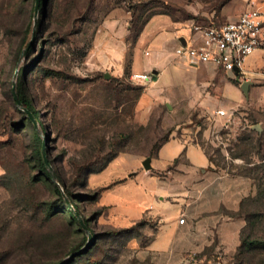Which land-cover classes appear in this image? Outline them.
Listing matches in <instances>:
<instances>
[{
    "label": "rangeland",
    "instance_id": "374dc122",
    "mask_svg": "<svg viewBox=\"0 0 264 264\" xmlns=\"http://www.w3.org/2000/svg\"><path fill=\"white\" fill-rule=\"evenodd\" d=\"M250 4L264 13V0H0V264L61 263L88 244L66 263L264 264V44L248 57L244 74L224 76L240 95L229 110L237 93L229 83L203 95L160 90L149 98L154 81L132 80L129 67L131 26L152 19L134 49L146 63L155 31L221 24ZM178 59L183 65L168 80L188 90L196 73ZM245 81L251 82L248 95ZM22 93L37 117L18 104ZM210 106L227 116L210 117ZM120 133L126 135L122 160L86 178ZM182 135L208 152L209 172L194 174L183 157L170 169L144 168L148 157L156 164L161 140ZM179 166L188 173V188L209 178V199L221 205L205 231L193 227L185 234L182 255L167 256L148 249L157 228L145 191L151 177L162 188L176 187ZM59 175L72 196L62 195ZM125 177L139 196L132 205L120 194ZM193 189L187 195L195 203L202 191ZM68 199L79 218L68 211ZM167 200L170 206L177 201ZM183 216L186 211L174 217Z\"/></svg>",
    "mask_w": 264,
    "mask_h": 264
},
{
    "label": "crops",
    "instance_id": "0c3cea01",
    "mask_svg": "<svg viewBox=\"0 0 264 264\" xmlns=\"http://www.w3.org/2000/svg\"><path fill=\"white\" fill-rule=\"evenodd\" d=\"M223 13H228L226 8L223 9ZM159 16L160 15L155 17ZM155 17L153 19H155ZM233 19L234 17H230L226 21H230ZM181 27L171 29V31H167L168 33H163V31L161 30L155 31L153 33L152 37L150 38V41H152L153 43L152 51L146 50L149 51L148 55L146 54V51L144 52L146 56H150L153 54V57L146 63H141V61L136 59L134 50L131 66V70L133 71V73L147 71H151L153 73L152 81H154V85L149 89L150 91L147 90L145 92V97L150 98V96H153L154 92H159L160 90L165 92L167 96H170V94L172 93L181 94L187 91H192V93H194L195 95H203L202 91L206 90V88L214 86L217 91L220 89V83H222V85L224 83H229L228 81H225L224 76L236 77L237 75H239L237 72L226 73L224 71L218 70L212 64H199L195 66L190 65L191 67L189 69L194 70L196 73L194 75L195 81H193L194 83L192 86H190V89L180 91L178 87L170 86V80L168 79L169 77H171L170 79L176 77L175 75L177 73V64L183 65L175 56L174 50L180 43H189L194 37V33L191 27ZM140 39L141 36L139 40ZM119 57L121 59L120 53ZM182 62L184 63V61ZM248 62L249 59L247 60V63ZM118 63L120 65L119 69H124L123 60H120ZM230 84L231 83H229L228 85ZM232 86H235V84H231V87ZM232 88H235L237 90V93L235 94L236 98L234 99L232 104L229 107H226L228 108V110L233 108L237 104L236 102L240 99L238 88L236 86ZM206 100L207 99H205L204 101ZM206 109L207 113L212 114V112L216 111L217 108L210 106ZM182 157L190 165L191 170H193L192 172L194 174L201 175L204 172H209L207 168L210 166L211 162L205 148L200 143L187 138L185 135L169 138V140L166 141L157 150L156 164H153V166L151 164V169L153 167L158 169H170V166H172L177 160L181 159ZM122 158L123 157L119 155L108 165V167L104 171H106L111 165H114L115 162H119L120 160H122ZM177 169L179 171V177L177 178L178 185L176 187L162 188V186H160L158 182L153 179L154 177H151V181H148L147 183L144 199L147 208L146 210L152 216L156 225L155 227L157 228L156 236L153 237L151 243L148 246V249L152 252H158L159 254L166 253L167 256L182 255L184 249L181 247V244L185 240V234L188 231H191L193 227H197L199 231H205L207 223L212 225L215 222V219L213 218L215 217V211H217L219 206L221 205V203H217L216 200L211 201L209 199L210 195L207 194L209 189L206 187L208 186L207 181L209 178L205 177V179H201L202 185L200 187L193 185L195 187L194 189L192 188V186L191 188H188L189 186H187L185 179L188 173H186V170L183 167L179 166V168ZM104 171L96 174H91L90 179H92V177L94 178L96 176H101ZM120 180V182L123 183L126 181V177ZM122 186H125L123 192L126 193L120 194L129 199L131 205V202L135 203L139 200V196L134 192L136 190V186L132 185L131 181H126L124 184H122ZM192 189L196 193L199 190L202 191L201 198L199 196L200 199L195 201V203H192L190 200H188L187 192H191ZM168 196H173L175 199H177L174 206L169 205V201L167 200ZM169 210L172 211V216L168 214ZM183 211L187 212L186 222L184 224H179V219L177 220L174 216L176 213H181ZM191 219H194V222H191ZM168 263H170V261ZM177 263L178 260H174V262L171 264ZM156 264L167 263L156 262Z\"/></svg>",
    "mask_w": 264,
    "mask_h": 264
},
{
    "label": "built area",
    "instance_id": "2783aa9c",
    "mask_svg": "<svg viewBox=\"0 0 264 264\" xmlns=\"http://www.w3.org/2000/svg\"><path fill=\"white\" fill-rule=\"evenodd\" d=\"M194 37L189 43H180L174 50L177 58L189 65L212 64L226 73L244 74L248 57L264 44V13L250 4L236 19L208 26L193 25ZM149 54V51H146ZM132 80L149 82L152 75L147 72L132 73ZM227 116L217 109L210 117ZM186 218H179L184 224Z\"/></svg>",
    "mask_w": 264,
    "mask_h": 264
},
{
    "label": "trees",
    "instance_id": "16d2710c",
    "mask_svg": "<svg viewBox=\"0 0 264 264\" xmlns=\"http://www.w3.org/2000/svg\"><path fill=\"white\" fill-rule=\"evenodd\" d=\"M150 20L148 19V20H146V21H143L140 25H134V26H131L132 28H131V45H132V52H131V61H130V64H129V67H130V69H131V66H132V61H133V55H134V49H135V46H136V44H137V42H138V40H139V38H140V36L142 35V33H143V31H144V29H145V26L147 25V23L149 22ZM130 23L131 24H133L134 23V17L131 19V21H130ZM139 90H140V92H139V95H141L142 93H141V91H142V89H144V88H142V87H139L138 88ZM17 98H18V100L21 102V104L26 108V109H28V110H31L32 112H35V115H36V117L38 116V114H37V112L34 110V108H33V106H32V103H31V101L24 95V93H22V94H20V95H18L17 96ZM124 137H126V135L125 134H122V133H120V134H118L117 136H116V142L115 143H112L113 145H111L112 147V149H111V151H110V153L108 154V156L106 157V159L104 160V162L98 167V168H96V169H94V170H91V171H89L87 174H86V178L88 177V176H90L91 174H96V173H100V172H102V171H104L107 167H108V165L115 159V158H117L119 155H120V153H122V152H125L126 150L124 149V147H121V142H120V140H123V138ZM169 140V137L168 136H166L165 138H164V140H161L160 141V143H159V145H158V147H157V150L166 142V141H168ZM244 140V139H243ZM156 150V151H157ZM207 152V151H206ZM42 154H43V151H42ZM207 154H208V152H207ZM209 155V154H208ZM43 156V155H42ZM44 159V158H43ZM209 160L211 161V157L209 156ZM44 165H45V163H44ZM57 180H58V182L61 184V186L63 187V193H62V195H67V196H72V191H71V189H70V186H69V184H68V181H67V179L65 178V177H62V176H58L57 177ZM88 181H86V183H87ZM86 183H85V185H86ZM60 193H61V191H59ZM69 200V202H71V204H72V206H71V208L70 209H68V211L72 214V216L73 217H77V218H79V216H77L76 215V212H79L78 211V207L75 205V203H74V201H72V199H68ZM67 201V200H66ZM68 203V202H67ZM98 213L100 214L101 213V211H98ZM81 220H83L82 218H81ZM81 220H79V221H81ZM84 221V223L88 226V223H87V221H85V220H83ZM93 235V234H92ZM95 239V237L93 236V239H92V241ZM244 242V241H243ZM90 247H91V245L90 244H88L87 246H86V249L84 250V251H82L80 254H78L77 256H76V258L78 257V256H81L83 253H85L86 251H88L89 249H90ZM77 251V250H76ZM76 258H74V259H76ZM60 263V262H59ZM59 263H55V264H59ZM71 263V261H69V262H65V263H63V264H70Z\"/></svg>",
    "mask_w": 264,
    "mask_h": 264
},
{
    "label": "water",
    "instance_id": "95a60500",
    "mask_svg": "<svg viewBox=\"0 0 264 264\" xmlns=\"http://www.w3.org/2000/svg\"><path fill=\"white\" fill-rule=\"evenodd\" d=\"M38 2H39V0H37V4H38ZM36 9H37V7H36ZM154 73H156V72H154ZM249 86H250V81H245V82H243L242 85H241V89L243 90V92L245 93V95H248V94H249ZM15 99L18 101V104H19V105H22L21 102L18 100L17 97H16ZM22 106H23V105H22ZM23 107H24V106H23ZM256 128H259V129H260V127H259L258 125H256ZM43 156H44V159H45V163L47 164V159L45 158L44 147H43ZM142 163H143L144 168H145L146 170L151 169L152 166H151V158H150V157L146 158ZM67 202L69 203V200H67ZM76 215L79 216V213L76 212ZM81 224L85 227V229H87V225L84 223L83 220H81ZM88 236H89V240L91 241V240L93 239V235H92V233H89ZM86 246H87V245H86ZM83 249H85V247H84ZM83 249H80V250H78V251H75V252L71 253L68 259H66L65 261H63V262H61V263H59V264H63V263H65L66 261H68V260H70V259H72V258H75L78 254H80V253L83 251Z\"/></svg>",
    "mask_w": 264,
    "mask_h": 264
}]
</instances>
